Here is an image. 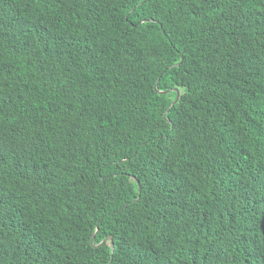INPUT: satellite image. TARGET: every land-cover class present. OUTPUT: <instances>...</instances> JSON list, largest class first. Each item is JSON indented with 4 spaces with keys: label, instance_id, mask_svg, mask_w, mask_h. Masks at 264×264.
<instances>
[{
    "label": "trees",
    "instance_id": "16d2710c",
    "mask_svg": "<svg viewBox=\"0 0 264 264\" xmlns=\"http://www.w3.org/2000/svg\"><path fill=\"white\" fill-rule=\"evenodd\" d=\"M0 264H264V0H0Z\"/></svg>",
    "mask_w": 264,
    "mask_h": 264
},
{
    "label": "water",
    "instance_id": "95a60500",
    "mask_svg": "<svg viewBox=\"0 0 264 264\" xmlns=\"http://www.w3.org/2000/svg\"><path fill=\"white\" fill-rule=\"evenodd\" d=\"M179 65V64H178ZM156 89H157V87H156ZM170 92V90L169 91H166V92H160V93H163V94H165V93H169ZM176 93H177V96H176V98H175V100L173 101V103H172V105H171V107L173 106V105H175L177 102H178V100H179V98H180V92L176 89ZM99 230V228L97 227V231ZM96 231V232H97ZM95 236H96V233L93 235V237H92V239H91V243L93 244L94 243V238H95ZM111 237H108V238H106L103 242V244H105V243H107V242H109V241H111ZM98 246H100V244L98 245ZM113 252H114V244L112 243V245H111V255H113Z\"/></svg>",
    "mask_w": 264,
    "mask_h": 264
},
{
    "label": "snow or ice",
    "instance_id": "6c2138e0",
    "mask_svg": "<svg viewBox=\"0 0 264 264\" xmlns=\"http://www.w3.org/2000/svg\"><path fill=\"white\" fill-rule=\"evenodd\" d=\"M174 106H175V105H173V107H174ZM141 190H142V189H141ZM103 243H104V242H101L100 247H103Z\"/></svg>",
    "mask_w": 264,
    "mask_h": 264
}]
</instances>
